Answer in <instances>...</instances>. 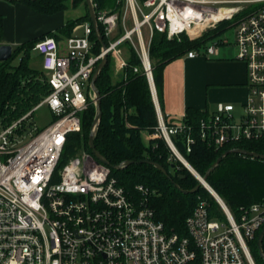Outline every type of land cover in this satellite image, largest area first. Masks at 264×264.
Listing matches in <instances>:
<instances>
[{
    "label": "built area",
    "instance_id": "obj_1",
    "mask_svg": "<svg viewBox=\"0 0 264 264\" xmlns=\"http://www.w3.org/2000/svg\"><path fill=\"white\" fill-rule=\"evenodd\" d=\"M260 3L235 23L237 59L247 69L246 101L218 103L197 128L184 117L168 118L157 101L152 137L164 138L172 152L169 160L188 167L175 135L180 134L186 152L196 143V130L215 148L264 141V0H117L115 9H96L106 49L100 44L97 51L91 21L76 24L68 37L45 36L35 43L50 92L22 116L0 123V264H256L251 241L264 225V201L236 217L215 197L223 219L211 216L207 201L201 200L186 219L188 234L180 236L156 219L147 186L126 190L92 151L82 148L63 164L61 157L68 133L82 129L81 113L96 104L91 81L106 53L114 70L123 73V43L130 42L149 79L155 34L197 39ZM225 8L232 11L223 13ZM225 43L215 38L186 55H219ZM44 105L56 118L40 129L34 112Z\"/></svg>",
    "mask_w": 264,
    "mask_h": 264
},
{
    "label": "trees",
    "instance_id": "obj_2",
    "mask_svg": "<svg viewBox=\"0 0 264 264\" xmlns=\"http://www.w3.org/2000/svg\"><path fill=\"white\" fill-rule=\"evenodd\" d=\"M12 2L23 3L32 10L45 15H53L69 8L76 9L83 4L86 12L67 20L56 31L16 45L12 56L7 61L0 62V120L9 119V122L31 110L50 92L46 79H43L42 74L40 75V72L29 65L35 43L45 36H53L57 40L68 37L73 33L76 24L91 21L86 0H13ZM93 3L97 10L115 9L117 0H93ZM261 5L262 3L250 5L235 19ZM3 20V16L0 15V45L3 36ZM226 21L228 20L220 22L215 29L206 31L197 39H191L186 34L172 39L163 34L154 35L150 47V59L163 114L162 75L165 65L192 49H205L225 30ZM222 23L224 25H221ZM100 44L99 41L97 51L100 49ZM123 47L127 56V66L124 72L118 79H115L113 59L109 57L96 80L101 93L102 117L94 138L95 145L111 164L116 165L126 160L136 161L121 169L112 168L111 175L115 176L119 184L128 191H135L137 184L147 186L151 191L149 201L155 211V217L163 222L170 233L176 232L180 236L188 234L186 219L201 200L207 201L211 216L226 219L223 209L211 192L206 190V187L201 185L196 192L185 193L175 185L174 182L178 183L181 188L192 189L198 185L199 179L178 159L169 160L172 152L164 138L151 137L148 145L143 142L142 131L147 130L152 135L158 126L157 109L149 79L137 52L128 41L123 43ZM20 53H22L20 61L13 64L14 58ZM134 67H139V71H134ZM95 114L94 104L81 113L82 129L68 133L61 164L82 148L91 151L88 140ZM209 115L208 111L188 107L184 121L197 128L201 119ZM196 136L197 140L191 152H186L179 140L180 134L175 135L174 140L191 166L202 176L229 148L239 147L264 153V141H238L215 148L200 138L197 130ZM144 158L161 163L167 169L168 174H164L151 163L137 162ZM207 182L224 200L233 214L239 217L243 208L264 201V160L238 153L228 154L210 173ZM263 226L251 241V250L256 264H264L257 245L258 235Z\"/></svg>",
    "mask_w": 264,
    "mask_h": 264
},
{
    "label": "crops",
    "instance_id": "obj_3",
    "mask_svg": "<svg viewBox=\"0 0 264 264\" xmlns=\"http://www.w3.org/2000/svg\"><path fill=\"white\" fill-rule=\"evenodd\" d=\"M65 11L45 15L23 3L0 0V15L4 19L1 44L16 46L56 31L67 22ZM246 79V64L241 60L205 55L187 57L186 54L177 57L163 68L164 114L179 120L188 107L211 113L220 102L240 104L248 96Z\"/></svg>",
    "mask_w": 264,
    "mask_h": 264
},
{
    "label": "water",
    "instance_id": "obj_4",
    "mask_svg": "<svg viewBox=\"0 0 264 264\" xmlns=\"http://www.w3.org/2000/svg\"><path fill=\"white\" fill-rule=\"evenodd\" d=\"M8 1H13V0H8ZM86 4H87V7H88L90 19H91V22H92V24L94 26L97 38L101 42L103 48L106 49L107 45H106V42H105V40L103 38V34H102V32H101V30L99 28L98 21H97L95 4L93 3V0H86ZM13 51H14V46L12 44H1L0 45V62L7 61L12 56ZM108 58H109V55L106 53L104 55V57L102 58V60L100 61V63L98 64V66L95 69L94 74L92 76V81H91L92 82V87H93V89H94V91L96 93V104H95L96 114H95V117H94V120H93V123H92V126H91V131H90V135H89L88 144H89V147H90L92 153L95 155V157L98 160H100L104 164L109 165L113 169H121V168H123V167H125V166H127L129 164H132V163H134L136 161H134V160H126V161H123V162H121L119 164H116V165L111 164L110 161L97 149V147L95 145V142H94V138H95V135H96V132H97V129H98V125H99L101 117H102L101 93H100V91H99V89H98V87L96 85V80H97V77H98L99 73L101 72V70L107 64ZM149 82H150V86H151V89H152L154 101L157 102V96L155 94L156 93V86H155V83H154L153 75H150ZM231 153H238V154H242V155H246V156H250V157H254V158H260V159L264 160V153L250 151L248 149L239 148V147L229 148L226 151H224L218 157V159L207 170L205 175H203V176L199 175V174L197 175V177L199 179V183L194 188H192V189H184V188H181L178 183L174 182L175 185L181 191H183L185 193H194V192H196L199 189V187L201 185H203L204 187L207 188V185L210 186L209 183L207 182V178L210 175V173L220 164V162L222 161V159L225 156H227L228 154H231ZM137 162L151 163V164L155 165L159 170H161L164 174H168L167 169L161 163H159L157 161L144 158V159H140ZM214 193L211 192V194L214 197L221 198L219 196V194L215 190H214ZM263 241H264V227L261 229V231H260V233L258 235V239H257V245H258L259 254L264 259Z\"/></svg>",
    "mask_w": 264,
    "mask_h": 264
},
{
    "label": "rangeland",
    "instance_id": "obj_5",
    "mask_svg": "<svg viewBox=\"0 0 264 264\" xmlns=\"http://www.w3.org/2000/svg\"><path fill=\"white\" fill-rule=\"evenodd\" d=\"M139 1L142 2V0H139ZM85 12H86V7L83 4V5H80L76 9H74V8L67 9L64 12V17H65V20L67 21L69 19L76 18V17L84 14ZM129 18H130V15H129ZM225 23H227V25L225 26V30H223L216 37V39L217 40L220 39V41H224L225 39H227L228 43L220 45V53H219V55H212L211 58H225L226 57V58L237 59L238 47H237V44H236V33H235L236 32V25H235L236 19L228 20ZM221 25H224V24L222 23ZM129 27H131V23L130 22H129ZM80 32H81V29H79L77 33H80ZM144 33L147 36V32L145 31V29H144ZM199 55H203V54H199ZM21 57H22V53L18 54L14 58L12 63L13 64H17L20 61ZM42 61H43L42 54H40L38 51H35L34 49H32V52H31V55H30L29 65H30V67L32 69H35L38 72H40L39 74L40 75L42 74V76H43L42 78L43 79H46V74H45V72L42 69ZM113 66H114V64H113ZM113 71H114V78L118 79L121 73L120 72H116L114 69H113ZM39 74H38V76H39ZM236 104L238 105L239 102L236 101ZM5 117H6V115H5ZM55 118L56 117L54 116V114L50 111V109L46 105L41 106L39 109H37L34 112V122L36 123V125L40 129H42L43 127L48 125ZM8 120L9 119H6V120L4 119V121L0 120V123L8 124V123L12 122L14 119H12L10 122ZM141 137H142L143 142L146 145H148L150 143V141H151L152 135H151V133L149 131L144 130L141 133ZM206 190L209 192L208 189H206Z\"/></svg>",
    "mask_w": 264,
    "mask_h": 264
},
{
    "label": "bare ground",
    "instance_id": "obj_6",
    "mask_svg": "<svg viewBox=\"0 0 264 264\" xmlns=\"http://www.w3.org/2000/svg\"><path fill=\"white\" fill-rule=\"evenodd\" d=\"M230 11H232V9H230V8H225V9H223V13H227V12H230ZM109 59V58H108ZM153 95V94H152ZM154 98V97H153ZM157 101H158V103H159V100L157 99ZM155 102V101H154ZM155 105H157V102H155ZM159 106H160V104H159ZM161 108V107H160ZM187 164V168L188 169H190V170H192L191 172H193V173H196L195 172V169L191 166V164H189V163H186ZM200 175V174H199ZM207 189L210 191V192H213L214 193V189L212 188V187H210V186H208L207 185ZM215 194V193H214ZM217 196V195H216ZM224 201V200H223ZM254 257V256H253Z\"/></svg>",
    "mask_w": 264,
    "mask_h": 264
}]
</instances>
